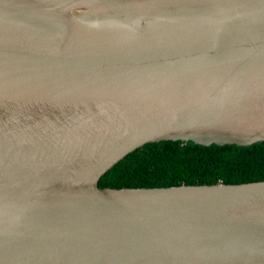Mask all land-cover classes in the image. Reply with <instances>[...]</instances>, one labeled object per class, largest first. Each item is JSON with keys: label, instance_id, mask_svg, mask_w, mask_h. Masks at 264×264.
Listing matches in <instances>:
<instances>
[{"label": "water", "instance_id": "water-1", "mask_svg": "<svg viewBox=\"0 0 264 264\" xmlns=\"http://www.w3.org/2000/svg\"><path fill=\"white\" fill-rule=\"evenodd\" d=\"M162 141L264 142V0H0V264H264V181L98 186Z\"/></svg>", "mask_w": 264, "mask_h": 264}, {"label": "trees", "instance_id": "trees-1", "mask_svg": "<svg viewBox=\"0 0 264 264\" xmlns=\"http://www.w3.org/2000/svg\"><path fill=\"white\" fill-rule=\"evenodd\" d=\"M264 181V142L201 146L193 142L146 144L102 176L100 188H165Z\"/></svg>", "mask_w": 264, "mask_h": 264}]
</instances>
